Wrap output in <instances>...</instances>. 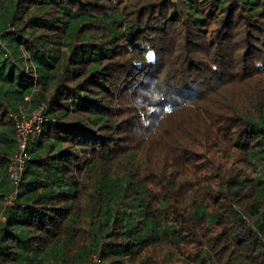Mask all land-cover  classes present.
I'll return each mask as SVG.
<instances>
[{"label":"trees","instance_id":"16d2710c","mask_svg":"<svg viewBox=\"0 0 264 264\" xmlns=\"http://www.w3.org/2000/svg\"><path fill=\"white\" fill-rule=\"evenodd\" d=\"M0 216V264H264V0H0Z\"/></svg>","mask_w":264,"mask_h":264},{"label":"built area","instance_id":"2783aa9c","mask_svg":"<svg viewBox=\"0 0 264 264\" xmlns=\"http://www.w3.org/2000/svg\"><path fill=\"white\" fill-rule=\"evenodd\" d=\"M26 101L30 100V97H26ZM16 122H17V140H18V145H19V153L15 157L11 159V165L9 168V175L10 179L14 182L16 186L19 185L20 180H21V174L25 170V160L27 158V151H28V139L29 135L33 132L34 127L39 129V124L43 122V117L41 114V111H38L36 113L32 114L31 119H34L35 124L33 125L32 130L29 129L27 124H25V117L21 115V118L18 116H15ZM29 130H31L29 132ZM16 199V193L13 195L11 198L12 201ZM9 204H12L11 201ZM4 221L3 217L0 216V223ZM95 264H99V261L96 260Z\"/></svg>","mask_w":264,"mask_h":264},{"label":"rangeland","instance_id":"374dc122","mask_svg":"<svg viewBox=\"0 0 264 264\" xmlns=\"http://www.w3.org/2000/svg\"><path fill=\"white\" fill-rule=\"evenodd\" d=\"M166 111L167 112H170V110H168V109H166ZM22 116H24L26 119H25V124H27L28 126H25V128L26 127H29V129H31L32 130V128H33V125L35 124V120L34 119H29L28 118V114H27V112H25V111H23L22 112ZM31 130H29V132L31 131ZM238 169H241V167L240 168H238ZM243 169V168H242ZM245 172L246 173H244V176L245 175H249V176H251V177H255L256 176V173L252 170V169H250V168H245ZM244 176L242 177V178H244ZM13 197V196H12ZM11 197V198H12ZM11 198L8 200V204L10 203V201H11V203H13V201L11 200ZM177 258V257H176ZM176 264H181V262L180 261H178L177 259H176ZM191 264H196V262H192Z\"/></svg>","mask_w":264,"mask_h":264}]
</instances>
